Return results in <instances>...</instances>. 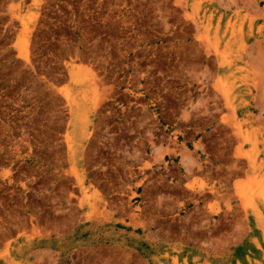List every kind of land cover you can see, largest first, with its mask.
Here are the masks:
<instances>
[{"label": "rangeland", "instance_id": "obj_1", "mask_svg": "<svg viewBox=\"0 0 264 264\" xmlns=\"http://www.w3.org/2000/svg\"><path fill=\"white\" fill-rule=\"evenodd\" d=\"M0 264H264V0H0Z\"/></svg>", "mask_w": 264, "mask_h": 264}]
</instances>
